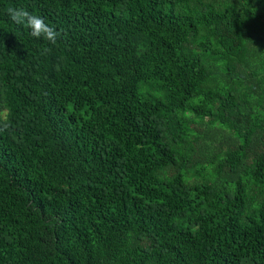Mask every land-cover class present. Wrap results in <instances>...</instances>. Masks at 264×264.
I'll list each match as a JSON object with an SVG mask.
<instances>
[{
	"label": "trees",
	"instance_id": "1",
	"mask_svg": "<svg viewBox=\"0 0 264 264\" xmlns=\"http://www.w3.org/2000/svg\"><path fill=\"white\" fill-rule=\"evenodd\" d=\"M0 264H264V0H0Z\"/></svg>",
	"mask_w": 264,
	"mask_h": 264
},
{
	"label": "clouds",
	"instance_id": "2",
	"mask_svg": "<svg viewBox=\"0 0 264 264\" xmlns=\"http://www.w3.org/2000/svg\"><path fill=\"white\" fill-rule=\"evenodd\" d=\"M6 16L11 25L26 30L29 37L55 43L57 33L43 17L30 13L23 7H8Z\"/></svg>",
	"mask_w": 264,
	"mask_h": 264
}]
</instances>
